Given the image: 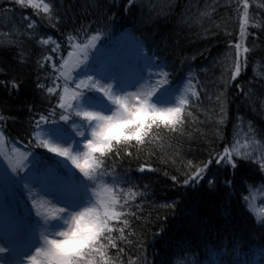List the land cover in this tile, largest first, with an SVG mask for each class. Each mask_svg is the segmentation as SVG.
I'll list each match as a JSON object with an SVG mask.
<instances>
[{
	"label": "snow or ice",
	"instance_id": "1",
	"mask_svg": "<svg viewBox=\"0 0 264 264\" xmlns=\"http://www.w3.org/2000/svg\"><path fill=\"white\" fill-rule=\"evenodd\" d=\"M13 2L34 9L36 15L42 13L41 19L53 28H58L62 22L56 0ZM136 4L137 0H127V9L131 10ZM225 6L236 14L239 37L236 39L235 30L227 27L231 17H222L221 24L213 21L215 27L223 26L231 43L224 56L227 78L225 73L219 78L223 89L217 87L216 106L211 115L205 111V116L213 123L210 135L224 141V146L222 150L211 147L213 141L205 133L209 143L207 159L198 163L183 158L177 160L175 153L171 158L165 155L158 159L163 164H179L176 171L180 175H171L170 179L182 188L206 186L216 191L219 180L212 173V166L231 168L233 178H225V187L221 189L231 199L236 177L242 170H250V164L257 166L260 179L241 177L242 189L246 191L250 184H264V129H256L249 123L243 142L235 126L231 142L222 134L228 121L229 87L252 62L257 47L264 46V4L255 6L254 0H226ZM209 7L215 11V7L206 5L202 16L210 18ZM9 12L11 9H5L6 14ZM257 15L261 17L259 21ZM22 19L26 21L22 35L32 39L35 21L31 17ZM108 19L114 21L115 17ZM250 27L261 33L256 40L248 39L253 35ZM64 35L66 54L53 36L36 38V43L45 46L44 51L49 53L41 54L37 66L51 69L50 75L45 77L50 84L41 83L38 78L36 86L47 94L46 98L54 99L55 104L50 105L46 114L37 113L30 120L23 146L5 131L10 117L0 111V158L7 162L3 183L26 191L35 217L39 219L35 236L31 235V222L14 234L0 233V255L11 257L3 264H124L121 257L127 256L125 250L137 245L139 252L134 259L127 256V264H149L147 257L141 254L144 251L143 225L138 228L134 224V221L145 219L138 214L142 205H135L138 211L131 210V202L138 196L143 199L145 194L124 187L135 186V182L127 173L118 172L116 165L125 158L143 159L144 163L138 168L140 173L160 171L149 166V160L157 156L156 147L162 148L165 138L179 142L185 136L193 120L192 109L200 107L202 96L208 95L207 85L194 86L193 80L197 77L193 74L187 79V86L177 89L173 84V66L167 56L153 52L142 39H136L131 47L123 45L119 38L112 43L104 27L93 28L91 24L81 25ZM23 43L9 39L0 41V46L15 44L23 55ZM13 87L18 88L19 84L13 82ZM242 92L249 101L253 100L251 90L242 88ZM261 106L264 107V99H261ZM37 149L45 151L37 152ZM41 163L43 173L39 167ZM163 174L169 176L168 172ZM33 188L38 189L37 193L33 194ZM244 191L236 195L246 206L249 197ZM41 194L49 197L47 206L38 202ZM177 203L172 201L161 207L174 209ZM81 222L89 224L85 233L78 231ZM258 226L264 228V223ZM61 242L69 246L57 247ZM239 243L237 236L232 235L211 247L220 252L226 245L235 248ZM193 247L191 241H180L176 248L164 252L160 264H175V258L185 253L193 254L190 264H214L207 257L201 259ZM113 250L114 255H110ZM220 264L229 262L222 258Z\"/></svg>",
	"mask_w": 264,
	"mask_h": 264
},
{
	"label": "trees",
	"instance_id": "2",
	"mask_svg": "<svg viewBox=\"0 0 264 264\" xmlns=\"http://www.w3.org/2000/svg\"><path fill=\"white\" fill-rule=\"evenodd\" d=\"M225 3L226 0H220L219 4L217 0H137L136 6L128 10L127 0H96L95 4L93 0H56L62 22L58 28H53L46 20L41 19L42 13L36 15L34 9L21 7L13 0H0V41L18 39L24 42L23 55L21 48L15 44L0 46V69L3 70L0 71V111L10 117L5 124V131L20 142L19 146L27 141L26 129L30 120L37 113L46 114L50 105L55 104L54 99L46 98L47 94L36 86L38 78L41 83L50 84L45 77L51 73L50 67L37 66L41 54H49L44 51L45 46L36 43V38L40 36H53L66 54L67 42L64 34L81 25L104 27L105 33L111 35L112 43H116L117 38L122 42L130 37L135 45L136 39H142L152 47L153 52L159 51L166 55L173 66L171 70L174 72L173 84L176 88L182 86L193 74L197 77L193 80V85H207L208 95L202 96L200 107L192 109L193 120L189 122L185 136L179 142L165 138L164 146L156 147L157 156L149 160V166L159 168L160 171L140 173L138 168L144 163L143 159L137 161L125 158L116 165L118 172L127 173L135 182V186L129 184L124 187H131L133 191L145 194L143 199L138 196L135 202H131V210L138 211L135 205H142V211H138V214L145 219L134 221V224L138 228L143 225L144 251L141 254L147 257L149 264H160L164 252L169 248H176L182 240L191 241L194 252L201 259L207 257L214 264H220L222 258L229 264H264V228L258 226L264 223V184H250L244 191L239 182L245 175L259 181L260 174L256 165L250 164V170H242L240 176L236 177V189L229 199L227 192L221 189L225 187V178H233L231 168L215 164L212 166L211 171L219 180L216 191H211L206 186L182 188L181 184L170 179L171 175H180L176 171L179 164H163L158 159L165 155L171 158L173 153L177 160L183 158L198 163L207 159L209 143L205 139V133L213 141L211 147L222 150L224 146V141L210 135L213 123L205 116V111L211 115L216 106L217 87L223 89L219 78L225 73L224 56L231 43L224 34L223 26L217 28L213 21L221 24L222 17H231L227 27L235 30L236 39L239 37L236 14ZM254 4L259 6L264 4V0H254ZM206 5L215 7V11L211 7L207 9L210 18L201 15ZM5 9H11V12L6 14ZM112 16L115 17L114 21L108 19ZM22 17H31L35 21L32 39L22 35L26 29V21ZM260 19L257 15V21ZM249 31L253 32L248 38L249 41L261 36L254 28L250 27ZM257 43L259 44V40ZM262 47H257L252 62L229 87L228 121L222 133L229 142L234 137V126L239 131L241 142L245 138L249 123L256 129H264V107L261 106V99H264ZM53 55L55 59V54ZM227 63L230 64L231 61ZM204 69L208 71L205 72ZM13 82L19 84V87L14 88ZM242 88H248L254 93L252 101L243 94ZM39 167L43 173V164ZM164 172H168L169 176H164ZM182 181L181 176V183ZM14 190L16 201L8 197V211L26 223H33L34 229L37 217L27 199V193L20 189ZM239 191H244L249 197L246 206L236 195ZM172 201L178 202L174 209L161 207ZM232 235L240 240L235 248L226 245L220 252L212 249V244H219L225 236ZM205 245H208L207 249ZM183 246L180 244V247ZM114 251L110 255H114ZM125 251L127 256L134 259L135 253L139 252V245ZM127 256L121 257L124 264H127ZM192 260L193 254L185 253L175 258V264H190Z\"/></svg>",
	"mask_w": 264,
	"mask_h": 264
},
{
	"label": "rangeland",
	"instance_id": "3",
	"mask_svg": "<svg viewBox=\"0 0 264 264\" xmlns=\"http://www.w3.org/2000/svg\"><path fill=\"white\" fill-rule=\"evenodd\" d=\"M123 45H127L129 47L134 46L132 39L130 37L125 38L124 40H122L121 42ZM182 86H187V81L184 82V84ZM182 86H180L179 88H181ZM195 86V85H194ZM177 88V89H179ZM7 166V162L5 160H3V158H0V183L2 185H0V233H3L4 231H8L9 233H15L16 231L22 229L24 227V225L26 224V222H24L20 217H16L12 212V214L8 211V199H15V193H14V189L16 188H12V187H8L3 183L2 177L4 174V170ZM10 172V170H9ZM38 189L33 188L32 192L33 194L37 193ZM26 192V191H24ZM27 193V192H26ZM9 197V198H8ZM27 199H29V194L27 193ZM48 199L49 197H45L43 196V194H41L40 196H38V202H40L41 204H44L45 206H47L48 203ZM16 201V200H14ZM29 202L31 203V200L29 199ZM28 216V215H27ZM57 225L60 224L59 221L55 222ZM33 224V223H32ZM39 225V219L37 218L35 220V228H32L31 231V235L35 236L37 228ZM11 259L10 256L7 255H0V264H3L4 261Z\"/></svg>",
	"mask_w": 264,
	"mask_h": 264
},
{
	"label": "clouds",
	"instance_id": "4",
	"mask_svg": "<svg viewBox=\"0 0 264 264\" xmlns=\"http://www.w3.org/2000/svg\"><path fill=\"white\" fill-rule=\"evenodd\" d=\"M89 229V224L87 222H81L78 231L81 233L87 232ZM69 244L61 242L60 244L57 245V247L64 248L68 247Z\"/></svg>",
	"mask_w": 264,
	"mask_h": 264
}]
</instances>
